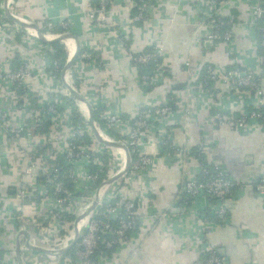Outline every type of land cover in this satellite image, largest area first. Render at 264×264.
Wrapping results in <instances>:
<instances>
[{
  "label": "crops",
  "instance_id": "0c3cea01",
  "mask_svg": "<svg viewBox=\"0 0 264 264\" xmlns=\"http://www.w3.org/2000/svg\"><path fill=\"white\" fill-rule=\"evenodd\" d=\"M222 1L226 3L218 12L232 21L233 39L217 44L208 40L211 0H150L146 21L134 25L129 22L138 12L134 0H113L110 16L114 29L90 19L96 0L12 1L14 14L39 24L53 21L56 28L66 24V32L90 50L91 59H78L74 65L79 91L106 125L111 115L122 119L124 140L131 130L125 122L137 119L148 104L176 107L165 117L149 119L151 125L144 131L139 149L151 164L133 172L129 181L117 182L119 192L137 204L138 227L128 241L112 249L103 247L95 264H203L207 243L224 257L223 264H264V194L257 189L264 170V127L256 120L241 129L216 123L219 112L243 115L259 101L249 90L232 91L225 78L226 72L241 69L264 79L258 34L250 23L256 0ZM1 3L3 0L0 7ZM1 16L0 11V73L27 65L24 88L31 96L25 105L19 103V91L0 77V113L13 129L25 131L19 136L0 125L2 264H80L75 254L69 253L72 247L61 254L49 252L75 238V220L66 216L61 220L55 214L74 215L76 204L56 203L54 188L42 183L44 174L34 158L36 151L41 155L55 149L64 153L70 128L77 127L72 124L77 107L65 99L69 94L62 81L63 68L53 61L55 43L29 37L24 31L16 33L13 23L10 29L3 27ZM65 43L70 53L72 42ZM152 46L161 49L167 72L162 82L158 76V83L148 87L149 80L143 79L142 69H137L130 53ZM188 61L193 76L185 67ZM210 68L218 77L209 89L204 81ZM144 71L156 77L153 68ZM262 86L264 90V81ZM184 108L191 110L189 120ZM38 111L44 119L40 125L36 123ZM44 122L50 123L48 129ZM87 130L91 142L81 140L80 147L98 152L99 157L107 148L95 140L91 128ZM204 163L224 170L241 188L222 203L184 197L186 182L200 176ZM70 164L76 177L75 191L86 193L78 201L80 205L90 197L87 175L94 164ZM22 189L25 196L19 194ZM218 205L227 208L229 219L208 226L203 216ZM86 222L87 218L83 224Z\"/></svg>",
  "mask_w": 264,
  "mask_h": 264
},
{
  "label": "built area",
  "instance_id": "2783aa9c",
  "mask_svg": "<svg viewBox=\"0 0 264 264\" xmlns=\"http://www.w3.org/2000/svg\"><path fill=\"white\" fill-rule=\"evenodd\" d=\"M5 1L3 0V4L0 7V11L2 12L1 21L3 27L11 28V23H13L16 33H20L24 31L28 33L29 37H33L35 39H39V37L34 33V30L31 27L22 26L15 21L10 20L5 14ZM13 1V0H12ZM97 4L91 8L89 11V17L94 22V24L98 26H106L108 28L115 27V22L111 18V8L113 7V0H96ZM135 7L137 8V14L129 21L131 25L135 23H144L148 16V9L150 5V0H134ZM226 1L222 0H211L210 6V27L211 33L208 36V40L211 44H217L221 42H230L233 39V32L231 29L232 21H230L226 17H222L219 15L218 9L221 5H224ZM12 4V3H11ZM10 12L11 11L10 6ZM20 17V16H18ZM24 18V17H21ZM26 19V18H24ZM29 20V19H26ZM32 21V20H30ZM38 25L46 37H55L64 35L70 32H61V33H53V29L56 28V23L53 21H47V23L39 24L35 21H32ZM9 23V24H8ZM252 28L257 32L259 38L260 48L264 51V0H256L253 16L250 20ZM64 28L68 26L64 24ZM41 41V40H40ZM79 43V42H78ZM66 45V43H64ZM67 47V46H66ZM69 55V51H68ZM132 57V61L138 70L142 69L141 74L143 79L147 81L149 80L148 87L155 85L158 83V76H161L160 81L162 82L164 79V74L167 72V66L165 61L162 60V52L161 49L152 46L148 47L145 50H139L138 52L134 51L130 53ZM91 59L92 54L90 50L84 46L80 45L78 48V54L76 61L78 59ZM67 61V60H66ZM75 61V63H76ZM56 67H59V63H55ZM75 65V64H74ZM190 75H194L195 72L191 68V62L188 61L185 65ZM148 68H153L152 75L156 76L154 79L151 78L144 70ZM74 66L69 74V82L70 84L82 95V92L76 88V80L73 78ZM63 71V69H62ZM144 72V73H143ZM29 75V71L27 65H21L19 69L11 71L10 69L2 70L0 73V77L2 81L6 82L7 85L15 88V91H19L16 93L19 103H28L31 96L26 92L24 88V80ZM218 75L213 69H209L207 79L204 81L205 84L209 87H212L211 82L217 79ZM225 78L230 86V89L234 92H239L243 90H249L255 93L259 97V101L256 104L255 108L243 115H226L222 112L217 114L216 123L219 126L229 127L231 129H241L246 127L250 121L256 120L260 121L264 127V90H263V77L257 76L250 71H242L241 69H234L232 71L225 73ZM22 89V90H21ZM67 90V89H66ZM68 91V90H67ZM69 92V91H68ZM23 93V94H22ZM70 95V93H68ZM71 96V95H70ZM88 102L90 108L94 111L95 108L92 106L89 99L82 95ZM77 103V102H76ZM79 110L84 113V110L77 103ZM173 108L170 104L163 105H153L148 104L147 108L143 110L137 117V119H133L125 122L131 128L130 132L127 135V139L123 138L126 135L122 132L121 125L123 124L122 119L117 115H111L107 117V126L113 127V131L108 129H102V131L111 139L122 143L127 146L130 156H131V166L127 173H125L119 180L129 181L131 179V175L135 171L142 170L143 167L151 164L152 160L149 157H146L140 154V145L142 144V136L146 129L150 127L149 119L150 117H165L172 112ZM52 112H56L55 107L51 108ZM183 112L187 118L190 119L191 110L189 108H184ZM42 111L37 112V121L38 125L41 124ZM88 122V121H87ZM0 125L6 129L8 132H13L16 135L22 136L25 131L21 128L13 129L9 124V120L7 117L0 113ZM99 125V124H98ZM70 135L68 138V145L65 148L64 154L68 164L73 161H83V162H92L94 165L99 166L101 169L104 166L103 159L99 155H96V152H92L91 150L84 149L80 147V139L84 137L86 131L83 127L70 128ZM93 132V131H92ZM115 135H114V134ZM94 134V132H93ZM118 135V136H116ZM95 140L101 143L105 148L112 150L113 157L115 160L111 158L109 161V175L107 179L112 176L116 171L120 170L125 162L121 161L119 151L120 149H115L105 142L101 141L98 136L94 134ZM51 141V138H50ZM167 144V143H166ZM52 152V153H51ZM49 154H40L38 151L35 152L34 158L36 164H38V168L40 172L48 177V182L53 186L54 199H56V203L60 206H74L73 205V197L74 192L65 188L63 182L61 181V171L59 167H53L51 161L55 160L56 157L60 154V151L55 149V151H51ZM111 153V151H109ZM125 155V152L122 151ZM111 153V154H112ZM126 161V155H125ZM218 172L211 177L207 182H199L197 179H192L186 182L184 186V192L190 198L203 197L206 199L216 198L219 202L222 203V200L231 195L236 189L241 188V186L229 178L224 170L221 168H217ZM73 181L76 180L75 174L72 173L70 175ZM100 173L98 172H90L87 175V187L90 190V194L92 201L95 198V195L99 191L103 182L107 179H104L103 182L95 189V184L100 180ZM117 180L114 182L106 191L104 197L98 202L97 206L94 210L86 217L87 222L82 226V221L80 223V236L77 242V251L76 257L77 261L80 264H94L93 258L95 256L96 251L101 247L104 242V245L107 249H112L119 245L122 241L126 242L129 240L130 234L136 230L138 227V216H137V204L134 200L128 199L119 192L117 187ZM86 183V184H87ZM257 189L260 193L264 194V170L261 175V181L257 186ZM19 194L25 196V191L22 189ZM62 194V195H60ZM91 201V202H92ZM90 202V203H91ZM89 203V204H90ZM219 203V204H221ZM88 204V206H89ZM87 206V207H88ZM228 210L224 205H218L215 210L211 211L210 217L206 216L203 218L204 222L209 226L215 220L220 221L221 223L226 222L229 219ZM55 216L61 220H64L66 216L65 212L57 211ZM102 233H107L110 235V238L104 240L101 237ZM71 243V242H70ZM70 243H67L65 246L61 248H52L50 250L57 251L63 248H66ZM205 254L206 258L204 259L203 264H223L224 257L220 254V252L210 243H207L205 246ZM0 264H2V257L0 253Z\"/></svg>",
  "mask_w": 264,
  "mask_h": 264
},
{
  "label": "water",
  "instance_id": "95a60500",
  "mask_svg": "<svg viewBox=\"0 0 264 264\" xmlns=\"http://www.w3.org/2000/svg\"><path fill=\"white\" fill-rule=\"evenodd\" d=\"M11 3H12V0H6L5 1V14H6V16L10 20L15 21L16 23H18L22 26L31 27L34 30V33L39 37V39L41 41H43L45 43H49V44H54L57 42L65 43L67 41L72 42V45H73L72 51L69 53L67 61L65 63L63 71H62L63 85L69 91L70 95L75 99V101L77 103H79L80 106L82 107V109L84 110L88 124L90 125V128L92 129L94 134L96 136H98V138L101 141L105 142L109 146H111L115 149H120V150L124 151L125 155H126V161H125L124 166L120 170L116 171L112 176H110L105 182H103L99 191L95 195L94 200L89 204V206L85 209V211L83 213H81V215H79L76 218L75 224H74L76 235H75V238L71 241V243L65 249H61V250H57V251H52V250L49 251V252H53L54 254H61V253L66 252L68 249H70L73 245H75L78 242V239L80 236L79 234H80V223H81V221L84 218H86L94 210V208L97 206L98 202L102 199V197H104L108 188L114 182L119 180L125 173H127L129 171L130 166H131V156H130L129 150H128L126 145L119 143V142L115 141L114 139L109 138L102 131V129L100 128L98 123L95 121L94 111L90 108L86 99L84 97H82V95L69 82V74H70V72H71V70L75 64L77 54H78V48H79V43H78V40L75 37V35H73L72 33H66V34L60 35V36L46 37L43 35L40 27L38 25H36V23H34L30 20H26L24 18L13 15L10 12Z\"/></svg>",
  "mask_w": 264,
  "mask_h": 264
},
{
  "label": "trees",
  "instance_id": "16d2710c",
  "mask_svg": "<svg viewBox=\"0 0 264 264\" xmlns=\"http://www.w3.org/2000/svg\"><path fill=\"white\" fill-rule=\"evenodd\" d=\"M52 32L53 33L66 32V29H64L63 27H58V28L53 29ZM54 47L56 48V52L57 53L53 56V61H58L60 63V65H61L60 68H64L66 60L68 58V49H67V47H66V45L64 43H60V42L55 43ZM261 53H262V60H263L262 63L264 65V51L262 49H261ZM53 70H55V69L53 68ZM54 72L57 74L58 77H61V72L60 71H56L55 70ZM73 78L74 79L76 78L75 72H73ZM76 88L79 89V85H78L77 81H76ZM65 99L69 100L71 103H74V105H76V107H77V109L74 110V112H73L72 124L74 126H77V127H79V126L83 127L85 129V131H86V134L84 135V137L82 139H80L79 141L82 140V142H83V140H84L85 142H91V140H90V134L91 133H89L88 130H87V129H90V127H89V125L87 123L86 118L81 114V111L78 110V105H77L76 101L70 95H68ZM170 105H171V107L173 109L176 108L172 104H170ZM94 119L99 124V126L101 128H103V129L107 128L106 127L107 125H106L105 121L102 120V118H100V114H99L98 110H94ZM43 126H44V128L48 129L49 126H50V123L49 122H46V123L44 122ZM109 130H111V129H109ZM112 131L113 130H111V132ZM109 151H111V153H112V150L105 149L104 152L101 154V158L103 159V161L107 162V163H104L105 165L108 164V160L110 159V156L107 154V152H109ZM112 155H113V153H112ZM115 159H116L115 157L112 158V160H115ZM51 164H52L53 167H59L60 168L61 181L63 182V185H64L65 188H67V189H69V190L74 192V204H76V207H77L78 201L86 193L83 194L81 190L75 191V187H74L75 183L73 182V179L70 176L73 173V166L71 164H68L64 153L62 155H58L55 160L51 161ZM217 168H219V167H215V166L212 167V166H209L208 164L204 163L203 167H202V172H201L200 176L197 178V180L199 182H207L209 179H211L212 176H214L218 172ZM98 171H99L101 177H100V180L94 185L95 189L97 187H99V185L103 182V180L107 179V177L109 175V169H108L107 166H104L101 169H99V166H97V165L90 166V172H94L95 173V172H98ZM41 180H42L43 184L50 185V183L47 182L48 177L46 175H43L41 177ZM260 181H261V178L259 180V183H260ZM259 183H258V185H259ZM182 193H183L184 197L188 198L189 200L194 199V198L188 197V195L184 192V190H183ZM60 195H62V194H60ZM211 200L214 201V202L219 201L216 198H211ZM206 213H207V215L204 214L203 218H206V216L210 217V213L211 212L207 211ZM66 218L68 220L70 219V221L72 222V221H74L76 219V216L75 215L66 214ZM214 221H215V219H214ZM101 237H103L104 240H105L107 238H110V235L107 234V233H102ZM103 247H105L104 242L101 245V247L95 253V256L93 258L94 264H95V259H96L97 254L100 252V250L103 249ZM77 249H78V247H77V243H76L75 245L72 246V248L70 249L69 253L72 254V255L75 254V256H76Z\"/></svg>",
  "mask_w": 264,
  "mask_h": 264
},
{
  "label": "rangeland",
  "instance_id": "374dc122",
  "mask_svg": "<svg viewBox=\"0 0 264 264\" xmlns=\"http://www.w3.org/2000/svg\"><path fill=\"white\" fill-rule=\"evenodd\" d=\"M67 91V90H66ZM69 93V92H68ZM122 161V160H121ZM90 195V197L88 196L87 198L83 199V201L80 203V205L77 203V207L75 205V208L76 210L74 211V215L76 216V218L81 215V213L79 214V212L82 210V209H85L88 204L92 201V198L91 195L93 194H88ZM76 220V219H75Z\"/></svg>",
  "mask_w": 264,
  "mask_h": 264
},
{
  "label": "bare ground",
  "instance_id": "6f19581e",
  "mask_svg": "<svg viewBox=\"0 0 264 264\" xmlns=\"http://www.w3.org/2000/svg\"><path fill=\"white\" fill-rule=\"evenodd\" d=\"M118 152H119V155H120V158H121L122 162H125V157H124V155H123V154L121 155V151L118 150ZM86 208H87V207H86ZM86 208H85V209H86ZM85 209H82V210L79 212V214H80V213H83V212L85 211ZM83 225H85V224H83V222H82V226H83Z\"/></svg>",
  "mask_w": 264,
  "mask_h": 264
}]
</instances>
